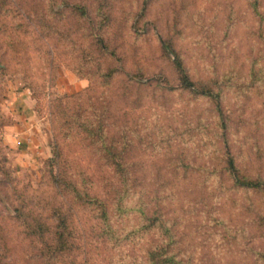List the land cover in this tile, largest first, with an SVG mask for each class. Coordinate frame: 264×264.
<instances>
[{"label": "rangeland", "instance_id": "obj_1", "mask_svg": "<svg viewBox=\"0 0 264 264\" xmlns=\"http://www.w3.org/2000/svg\"><path fill=\"white\" fill-rule=\"evenodd\" d=\"M174 52L211 92L180 84ZM0 54V213H14V190L43 215L61 203L74 243L57 264H150L146 243L161 237L191 264H264V188L238 186L223 168L227 146L264 181V0H0ZM91 86L120 95L117 145L136 174L112 228L91 204L61 200L65 181L48 163L57 142L65 180L103 196L108 180L122 185L103 150L68 126L80 120L66 95L84 99ZM4 220L5 261L41 264L38 241Z\"/></svg>", "mask_w": 264, "mask_h": 264}, {"label": "trees", "instance_id": "obj_2", "mask_svg": "<svg viewBox=\"0 0 264 264\" xmlns=\"http://www.w3.org/2000/svg\"><path fill=\"white\" fill-rule=\"evenodd\" d=\"M76 8H79L81 12L83 10L79 5ZM94 44L103 50L107 49V45H105L102 37L96 38ZM172 62L178 70L179 80L182 86L196 92H211L208 89H204L203 86H199L200 84L196 85V83L188 77L182 60L175 52L172 57ZM5 63V59L2 61L0 54V69L5 67ZM112 74L113 69H109L107 75L110 76ZM129 76V82H140L139 79H135V75L130 74ZM94 93H96V95ZM117 93L118 92L115 94V92L112 91L109 93V91L105 89L98 91L97 88L91 86L83 93L86 97L84 99H82L81 93L66 95V97L74 98L78 104L76 108H74L75 105L73 104L70 115L74 114L75 118L80 120L79 123H73L71 120L68 121L69 128L76 130L75 134L83 138V140L89 139L91 143L97 144L95 146L96 148L98 147L103 150V154H101L100 157L112 166L113 173L111 178H116L119 184L122 183V185H114L108 180V186L113 188L112 191L108 189V191L105 192V196L90 194L87 190L79 189L70 179L65 180L63 175H61L63 174L61 172L62 170L57 169L59 168V150L57 148V142L54 143L53 156L48 159V163L51 164L52 180L54 182L65 181L62 192H65L66 195H63L61 200H64V203H67L68 207H72L73 204L84 206L91 204L94 208H97L98 217L102 219L106 228H112L110 219L111 213L114 214V212L116 213L122 208L123 195L121 193L124 186L126 185L130 189V184L132 183L131 177H136L135 173L126 171L122 168L125 161L124 158L122 159L123 155L119 154L121 149L117 144L120 143V140L117 138L122 135L121 128L123 125L121 124V111L118 110V105H116V103L120 101V95ZM121 95L122 100L128 103L127 93L125 94V92H123ZM69 102L71 101H68V103ZM82 104H84V106H81ZM54 105L57 107V105L60 106V103L57 104L56 102ZM75 123L77 124L76 126ZM223 168L227 171L233 183L238 186L249 189L264 188L263 180L242 173L236 164L235 158L232 156L229 149H227V146ZM6 174L8 178H12L9 173L6 172ZM70 185L71 187H69ZM70 194L73 201H69ZM14 195L17 201L12 202L10 205L14 213H7L6 215L0 213V264H10V262L4 259L10 254L7 233L4 226L6 223L4 220L5 217H9V219L13 218V221L20 223L23 227L25 239L29 238L31 241H38L39 245L37 249L42 257V259H40V262H42L41 264H57L60 263L64 257L70 256L74 241L73 238H71L72 233L70 231L69 215L65 213L63 205L61 203L59 205L55 204V206L50 207L53 208L52 214L43 215L40 212H33L29 209L32 200L31 195H22L21 190H14ZM261 217L264 220V212H262ZM48 219L53 221L52 225L49 223ZM146 244L147 247L144 259L150 264H191L190 260L177 259L175 253L170 252L172 249L170 248V242L163 237ZM260 255H262V253Z\"/></svg>", "mask_w": 264, "mask_h": 264}]
</instances>
